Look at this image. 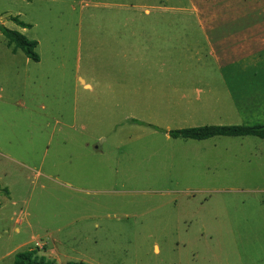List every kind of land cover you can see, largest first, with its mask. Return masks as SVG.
<instances>
[{"label":"rangeland","instance_id":"rangeland-1","mask_svg":"<svg viewBox=\"0 0 264 264\" xmlns=\"http://www.w3.org/2000/svg\"><path fill=\"white\" fill-rule=\"evenodd\" d=\"M208 1L264 37V0H0V25L39 55L0 32V264L28 248L55 264H264V138L167 133L264 124V81L243 76L264 71V44L225 62L231 102L216 78L175 73L205 61L152 54L141 29L133 53L127 37L207 20Z\"/></svg>","mask_w":264,"mask_h":264},{"label":"crops","instance_id":"crops-1","mask_svg":"<svg viewBox=\"0 0 264 264\" xmlns=\"http://www.w3.org/2000/svg\"><path fill=\"white\" fill-rule=\"evenodd\" d=\"M214 5H211L208 1L207 20L130 23L127 27L132 31L127 34V37L133 38L131 46L132 51L130 50L133 53L136 52L135 29H141L143 31L138 35L142 36L144 40V43H142L144 50L147 49V51H150L152 54L167 53L169 52L168 46H170V53H184L190 55L193 60L205 61V64L198 65L197 71L185 69L189 72L175 71V73L177 75H185L188 77L200 76L216 78L220 82L219 92L224 90V97L232 102L234 101L231 92L232 87L227 83V80L225 79L227 76L223 72L225 62L249 60L253 57L252 55H254L255 51L253 49L254 47L249 46L247 40L252 39L255 44L259 46L260 43L264 44V37L261 33L253 30L254 26L252 24L248 25L245 23L218 20L221 16L217 13V9L216 7L214 8ZM222 18H226V16H222ZM169 30H173V32H167ZM170 37L172 38L170 39V42L166 41L167 39L169 40ZM162 39H164L163 41L168 45H161L160 42ZM252 44L254 43H251L250 45ZM247 46H249V50L247 49ZM256 53H259V50H257ZM175 60H177V57ZM243 76L253 78L259 77L264 81V71L253 70L249 71L248 75L246 74ZM87 85L89 86V84ZM256 88L263 91L264 86H256ZM257 89L251 90L250 88L243 89L241 87L240 93L243 92V94L247 95L255 93ZM198 91L199 90L196 89V92ZM205 93L207 94V97L216 96L218 94L214 90H207ZM186 94L185 91L181 92L180 98L186 100ZM196 99L202 101V95L197 96ZM230 107L233 108L234 105L230 103Z\"/></svg>","mask_w":264,"mask_h":264},{"label":"trees","instance_id":"trees-1","mask_svg":"<svg viewBox=\"0 0 264 264\" xmlns=\"http://www.w3.org/2000/svg\"><path fill=\"white\" fill-rule=\"evenodd\" d=\"M11 20L21 27H30V24L21 21L17 16L11 17ZM0 32L3 33L7 44L12 46V51L16 52L20 49L24 52L26 57L38 61L39 55L36 52L37 41L30 39L23 33L15 29H10L2 24L0 25ZM135 123L145 124L137 119H132ZM152 127V124H146ZM169 136L173 138H184V139H197L203 140L208 139L217 135L225 136H244L254 135L260 138H264V124H238V125H201L184 128H175L167 131ZM12 264H55L53 259L46 257L45 255L38 254L36 249L28 248L20 250L15 253ZM65 264H88L85 261L69 260Z\"/></svg>","mask_w":264,"mask_h":264}]
</instances>
